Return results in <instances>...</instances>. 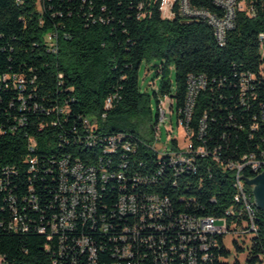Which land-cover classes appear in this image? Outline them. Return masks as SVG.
<instances>
[{"label":"trees","instance_id":"16d2710c","mask_svg":"<svg viewBox=\"0 0 264 264\" xmlns=\"http://www.w3.org/2000/svg\"><path fill=\"white\" fill-rule=\"evenodd\" d=\"M189 2L218 11L212 0ZM241 10L242 1L235 0L233 27L219 45L206 20L163 18L153 0H0V175L5 166H14L19 175L10 174L9 186L0 187V264H52V252L45 245L54 246L56 239L48 241L38 229L54 213L58 162L66 156L85 163L104 158L117 162L123 157L129 167H117V174L153 177L141 190L166 196L174 214L226 216L231 222L233 216L226 214L230 207L250 213L234 200L233 170L224 165L249 154L257 144L264 148V124L256 131L249 128L257 103L264 102V71L259 72L264 60L257 39L264 31V15ZM171 11L178 14V0ZM53 32L55 46L46 41ZM143 61L157 62L158 85L151 94L139 85ZM246 71L256 78L249 108L241 104L238 87L239 75ZM189 76L196 81L202 78L204 85L197 89L187 120ZM16 78L24 80L22 90L15 86ZM167 96L175 101L177 123L182 121L195 145L202 143L197 135L204 121L202 141L208 153L194 156L195 172H181L184 160L170 164L168 152L177 150L176 139L168 152L151 144L161 120L160 97ZM107 98H111L109 107H105ZM84 119L94 127L96 143L86 144ZM118 133L131 140V151L126 146L106 150L101 144L105 136ZM30 159L35 161L31 172ZM95 166L96 178L104 171L114 172V165ZM258 173L244 174L251 179ZM112 182L115 186L109 183L104 192L109 205L119 194L117 183ZM8 193L17 201L26 231L8 228L12 218L5 200ZM28 195H33V209L22 201ZM254 225L260 226V232L252 253L264 250L261 211ZM216 238L218 245L211 248L210 259H198L197 264H222L219 259L228 258L222 236ZM234 245L236 251H243L238 243ZM260 256L254 255V263ZM103 257L107 263L113 261L108 251Z\"/></svg>","mask_w":264,"mask_h":264},{"label":"built area","instance_id":"2783aa9c","mask_svg":"<svg viewBox=\"0 0 264 264\" xmlns=\"http://www.w3.org/2000/svg\"><path fill=\"white\" fill-rule=\"evenodd\" d=\"M158 2V11L163 18L171 19L176 15L187 19L206 20L214 31L215 38L219 45L225 42L227 30L233 27L235 14H233V0H212L218 8L211 11L207 8L193 7L189 0H178V14L169 13V2L171 0H153ZM242 10L248 15H256L259 12L264 15V4L258 6V0H240ZM141 5H139V9ZM145 13H141L144 17ZM56 33L46 35L49 45L55 46ZM259 42L260 59L264 60V31L257 35ZM264 71V61L259 66V72ZM5 75L3 76V79ZM189 93L185 112L189 118L193 99L199 87L204 85L202 78L197 81L189 76ZM255 73L242 72L238 78L240 91L239 99L242 105L249 108L252 104L248 100L255 99L252 91L256 86ZM16 85L20 90L24 88V80L16 78ZM250 96L244 99L249 91ZM249 98V99H248ZM23 103V102H22ZM162 103V101H161ZM159 106L160 118L165 117L164 111ZM111 98L105 101V107H109ZM258 112L252 116L249 125L251 131L259 129L264 124V102L257 103ZM182 121H179L180 125ZM87 130L86 144L96 143L94 127L84 119ZM185 130L186 145H177V150L168 152L169 162L172 160H184V171L182 173L195 172L193 163L194 156L206 155L208 153L202 132L204 121L200 122V130L197 141L202 143L195 145L192 141L191 132ZM242 128V124L238 125ZM251 135V134H250ZM123 133L105 136L102 145L106 150H119V146H126V151L132 150V142ZM216 152V148L214 151ZM29 172L33 170V159L29 161ZM98 164L114 165V172L104 171L100 178H92L91 168ZM224 165L233 170L234 174V198L250 200V213H243L241 207L235 209L230 207L227 215L233 219L228 222L226 216H197L193 214L177 213L171 209V202L166 196L148 193L141 190V187L153 181V177L142 174H117V167H129L128 162L121 157L117 162L114 158L96 159L95 162L85 163L79 158L70 159L63 157L58 162L59 176L57 189L54 196V213L47 224L39 227L38 232L46 235L48 241L54 238L55 245H45L47 251L52 252V264H146L149 260L153 264H197L198 259H210V250L218 245L217 236L224 237L232 234L243 237L247 260L241 262L237 259L229 261L228 258H220L222 264H254V255H263L261 252L252 253V245L260 232V226L254 225V218L264 210L260 209L253 198L252 188L246 185V171L261 172L264 170V148L249 150V154H241L236 159H229ZM181 172H176L181 173ZM17 176V169L14 166H5L0 175V187L6 189L9 185V175ZM30 181V179H29ZM117 183L119 194L116 200L109 205L104 196L105 189L109 183ZM115 186V184L113 183ZM16 188V187H14ZM31 187L28 186V191ZM112 190V189H111ZM11 193V192H9ZM8 196L12 211L11 221L8 228L13 231L27 230L22 217L18 212V204L15 198ZM23 202H27L29 208L33 209V195L23 196ZM26 208V206H25ZM108 239V242L103 238ZM233 242H236L233 239ZM237 243V242H236ZM111 244V245H109ZM111 255L113 261L105 262L106 252Z\"/></svg>","mask_w":264,"mask_h":264},{"label":"rangeland","instance_id":"374dc122","mask_svg":"<svg viewBox=\"0 0 264 264\" xmlns=\"http://www.w3.org/2000/svg\"><path fill=\"white\" fill-rule=\"evenodd\" d=\"M172 1V0H171ZM157 62L153 61L150 63L142 62L139 66L138 77H139V85L142 90H146L150 94L153 89L157 88L158 85V77L155 73L154 64ZM169 77L172 83V89L174 87V69L171 65L169 67ZM162 100L161 107L164 111L165 117L161 120L157 121V129L156 134H154V138L151 141V144L155 146L156 150L160 152H168L172 148V140L176 139L177 145L184 147L186 145V137L185 130L177 123V113H176V105L173 98L160 97ZM153 112H156V106L154 101H152ZM233 239L236 240L239 246H244V242H242L243 237H237L232 234H227L224 237V244L226 248L229 250L228 260L233 261L237 259L241 262L245 261L247 254L246 251H236ZM1 262V259H0Z\"/></svg>","mask_w":264,"mask_h":264},{"label":"water","instance_id":"95a60500","mask_svg":"<svg viewBox=\"0 0 264 264\" xmlns=\"http://www.w3.org/2000/svg\"><path fill=\"white\" fill-rule=\"evenodd\" d=\"M247 184L253 185L252 193L256 205L264 210V170L251 179L245 180Z\"/></svg>","mask_w":264,"mask_h":264},{"label":"bare ground","instance_id":"6f19581e","mask_svg":"<svg viewBox=\"0 0 264 264\" xmlns=\"http://www.w3.org/2000/svg\"><path fill=\"white\" fill-rule=\"evenodd\" d=\"M174 2H175V0H172L171 2H169V13H171V14H172L171 9L173 8ZM234 8H235V0H233V14H234ZM125 149H126V147H125ZM261 171H263V170H261ZM98 173H99L98 168H96V166H92V168H91L92 178H96V175ZM250 186L253 187V185H250ZM234 200H236V201L240 200L242 202L243 206L245 207V209L247 210V212L250 211V200H241V198H234ZM254 264H263V255H261L259 257L258 261H256Z\"/></svg>","mask_w":264,"mask_h":264}]
</instances>
